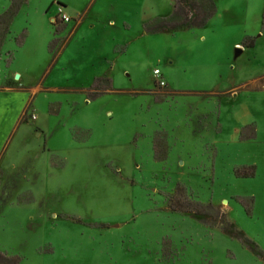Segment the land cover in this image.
I'll return each instance as SVG.
<instances>
[{
  "label": "rangeland",
  "instance_id": "obj_1",
  "mask_svg": "<svg viewBox=\"0 0 264 264\" xmlns=\"http://www.w3.org/2000/svg\"><path fill=\"white\" fill-rule=\"evenodd\" d=\"M26 1L0 0V264H264V0Z\"/></svg>",
  "mask_w": 264,
  "mask_h": 264
},
{
  "label": "crops",
  "instance_id": "obj_2",
  "mask_svg": "<svg viewBox=\"0 0 264 264\" xmlns=\"http://www.w3.org/2000/svg\"><path fill=\"white\" fill-rule=\"evenodd\" d=\"M59 1V0H58ZM26 2H28V0L26 1ZM26 2L25 3H19L18 5H17V8H18V12H20L21 10H22V8H23V6L26 4ZM59 2H61V3H63L64 5H66L63 1H59ZM13 6H14V1L12 2V8H13ZM68 6L66 5V6H64V8H66V9H68L67 8ZM50 8V7H49ZM11 9V8H10ZM87 11H88V9H86ZM85 12V11H84ZM83 14V13H82ZM86 16V15H85ZM56 17H57V14H56ZM86 18V17H85ZM84 22L85 21H83V23L82 22H79V25H82L81 27L79 26L78 27V29H76V31L74 32V34H73V36H72V38L67 42V44L65 45V48H63V50L60 52V53H58L57 55V58H62V56H63V54L67 51V49H68V47L72 44V39H73V37H74V39L77 37V35L78 34H80V32H81V29H82V27L84 26ZM117 25H118V23H117ZM116 26V25H115ZM68 45V46H67ZM67 46V47H66ZM14 52H16V51H14ZM14 55H15V53H14ZM14 59H15V56H14ZM109 64V63H108ZM108 69H109V67H108ZM94 70H96V73L97 74H104V73H106V72H108V71H105V70H102L101 68H95ZM101 72V73H100ZM16 74L18 73L17 71L15 72ZM21 78V77H20ZM97 77H93L92 78V85H93V80H95ZM92 85H90L89 87H67V88H80V89H83L84 90V88H90ZM22 88H26V86H21ZM5 89H7L8 90V88H5ZM27 90V88L24 90V91H26Z\"/></svg>",
  "mask_w": 264,
  "mask_h": 264
},
{
  "label": "built area",
  "instance_id": "obj_3",
  "mask_svg": "<svg viewBox=\"0 0 264 264\" xmlns=\"http://www.w3.org/2000/svg\"><path fill=\"white\" fill-rule=\"evenodd\" d=\"M58 15H60L61 20L66 22V23H69L72 20V18L68 14L64 13V9L61 5H59ZM155 74L159 75L160 72L156 71ZM162 84L164 85L165 83L162 82Z\"/></svg>",
  "mask_w": 264,
  "mask_h": 264
},
{
  "label": "trees",
  "instance_id": "obj_4",
  "mask_svg": "<svg viewBox=\"0 0 264 264\" xmlns=\"http://www.w3.org/2000/svg\"><path fill=\"white\" fill-rule=\"evenodd\" d=\"M11 9H12V7H11ZM14 12L17 14L18 13V10L14 11ZM252 169H254V167ZM236 175L241 176V177L254 176V174H252V173H246V174H243V175H239V174L236 173Z\"/></svg>",
  "mask_w": 264,
  "mask_h": 264
},
{
  "label": "water",
  "instance_id": "obj_5",
  "mask_svg": "<svg viewBox=\"0 0 264 264\" xmlns=\"http://www.w3.org/2000/svg\"><path fill=\"white\" fill-rule=\"evenodd\" d=\"M237 51H238V53H241V49H238ZM17 77L19 78V75H17Z\"/></svg>",
  "mask_w": 264,
  "mask_h": 264
}]
</instances>
